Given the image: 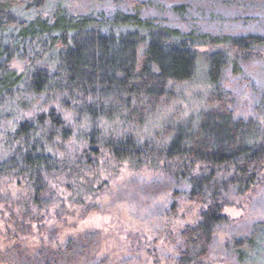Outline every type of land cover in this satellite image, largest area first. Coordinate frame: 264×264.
I'll list each match as a JSON object with an SVG mask.
<instances>
[{
  "label": "trees",
  "instance_id": "obj_1",
  "mask_svg": "<svg viewBox=\"0 0 264 264\" xmlns=\"http://www.w3.org/2000/svg\"><path fill=\"white\" fill-rule=\"evenodd\" d=\"M71 1L0 0V123L11 122L0 182L19 195L4 188L10 233L37 236L42 264L88 256L98 231L84 233L83 248L60 247V229L37 223L51 209L58 224L84 218L119 179L156 177L185 188L171 194V214L189 208L169 226L165 264H204L233 223L225 209L264 188V104L239 117L229 87L260 59L264 36L167 27L145 20L140 0H112L108 14ZM250 227L226 238L239 264L264 254V220Z\"/></svg>",
  "mask_w": 264,
  "mask_h": 264
},
{
  "label": "rangeland",
  "instance_id": "obj_2",
  "mask_svg": "<svg viewBox=\"0 0 264 264\" xmlns=\"http://www.w3.org/2000/svg\"><path fill=\"white\" fill-rule=\"evenodd\" d=\"M143 4L141 15L145 20L167 27H175L199 33H218L236 37L247 33L264 36V0H140ZM71 6L78 9L90 8L105 13L114 12L118 5L112 0L99 3L72 0ZM260 59L243 64L242 73L230 76L229 87L237 97V115L247 116L264 104V52ZM22 113L20 118L27 117ZM11 122L0 123V140ZM119 179L111 195H104L97 210L84 218L71 217L64 225L58 224L51 209L41 222L51 228L60 229V247L83 248L87 243L85 232L98 231L101 236L90 244L93 253L68 261L64 258L56 264H165L174 257L172 246L167 242L171 222L187 212L182 203L176 216L171 214V194L185 191L169 181L155 177L134 183ZM10 190L12 199H18L15 184L7 179L0 182V264H42L38 259L41 241L37 236L14 238L10 233V211L12 206L3 201L4 188ZM2 198V199H1ZM224 213L233 222L225 226L217 236L204 264H239L224 248L226 238L245 236L250 226L264 220V188L253 195L234 199L233 205ZM43 214V213H42ZM34 235L38 226L31 224ZM174 226V225H173ZM172 226V227H173ZM19 244L24 254L17 255L12 247ZM58 248L54 242L48 243ZM254 264H264V254Z\"/></svg>",
  "mask_w": 264,
  "mask_h": 264
}]
</instances>
